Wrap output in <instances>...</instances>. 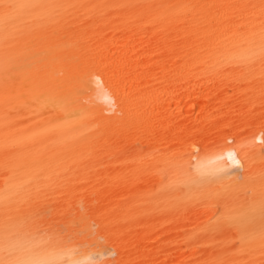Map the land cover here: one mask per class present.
<instances>
[{
	"label": "bare ground",
	"instance_id": "obj_1",
	"mask_svg": "<svg viewBox=\"0 0 264 264\" xmlns=\"http://www.w3.org/2000/svg\"><path fill=\"white\" fill-rule=\"evenodd\" d=\"M0 264H264V0H0Z\"/></svg>",
	"mask_w": 264,
	"mask_h": 264
},
{
	"label": "snow or ice",
	"instance_id": "obj_2",
	"mask_svg": "<svg viewBox=\"0 0 264 264\" xmlns=\"http://www.w3.org/2000/svg\"><path fill=\"white\" fill-rule=\"evenodd\" d=\"M227 156L232 161V163H234V164H237L238 163V161H236V159H235V154H234V151L233 150H230L227 153ZM101 258H103V257H101Z\"/></svg>",
	"mask_w": 264,
	"mask_h": 264
}]
</instances>
